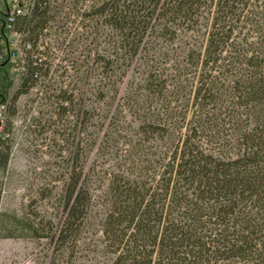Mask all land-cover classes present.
I'll use <instances>...</instances> for the list:
<instances>
[{"label":"trees","instance_id":"trees-1","mask_svg":"<svg viewBox=\"0 0 264 264\" xmlns=\"http://www.w3.org/2000/svg\"><path fill=\"white\" fill-rule=\"evenodd\" d=\"M40 1L21 22L34 35L51 16ZM92 13L95 32L119 34L103 53L92 42L106 109L63 187L61 256L79 249L97 181L102 264H264V0H95Z\"/></svg>","mask_w":264,"mask_h":264},{"label":"rangeland","instance_id":"rangeland-1","mask_svg":"<svg viewBox=\"0 0 264 264\" xmlns=\"http://www.w3.org/2000/svg\"><path fill=\"white\" fill-rule=\"evenodd\" d=\"M108 29L100 27L94 36L87 34V40L80 42L76 68H71V59L63 58L62 72L54 77L55 87L29 94L23 131L4 145L10 154L6 167L0 168V264H102L108 258L98 252L103 216L99 201L105 188H98L97 181L91 183L93 206L78 251L63 257L52 239L61 225L63 187L79 172L77 155L90 150L100 123L97 113L106 109L103 100L97 99V88L102 92L106 88L93 71L92 39L95 37L96 48L103 53L109 39L119 34L117 29L111 33ZM62 92L68 102L62 101ZM81 97L87 112L83 122L77 114ZM62 106H66L65 113ZM94 159L91 154L87 159L80 157L79 162L85 163L87 171ZM29 225H34L35 231ZM9 234L13 236L7 237Z\"/></svg>","mask_w":264,"mask_h":264},{"label":"built area","instance_id":"built-area-1","mask_svg":"<svg viewBox=\"0 0 264 264\" xmlns=\"http://www.w3.org/2000/svg\"><path fill=\"white\" fill-rule=\"evenodd\" d=\"M45 2L51 16L34 35L21 22L31 18L42 1L0 0V146L12 143L23 131L29 94L55 87L61 61L69 58L71 68H76L80 42L95 34V0Z\"/></svg>","mask_w":264,"mask_h":264}]
</instances>
